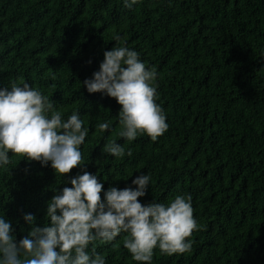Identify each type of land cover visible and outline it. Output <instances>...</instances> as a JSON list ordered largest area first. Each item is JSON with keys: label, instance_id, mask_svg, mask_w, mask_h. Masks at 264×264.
Listing matches in <instances>:
<instances>
[{"label": "trees", "instance_id": "obj_1", "mask_svg": "<svg viewBox=\"0 0 264 264\" xmlns=\"http://www.w3.org/2000/svg\"><path fill=\"white\" fill-rule=\"evenodd\" d=\"M117 37L157 71L156 102L168 128L156 141L126 142L122 106L82 85ZM10 82L47 95L64 119L79 112L89 128L83 170L73 168L65 181L86 170L106 191L150 173L142 204L191 196L199 226L191 251L157 249L152 264H264V0H140L131 10L123 0H0V88ZM102 122L110 129L100 132ZM109 140L132 155L103 154ZM22 159L0 169V215L17 241L31 230L23 216L43 227L56 190L71 187L50 162ZM125 235L96 242L106 264H140Z\"/></svg>", "mask_w": 264, "mask_h": 264}, {"label": "clouds", "instance_id": "obj_2", "mask_svg": "<svg viewBox=\"0 0 264 264\" xmlns=\"http://www.w3.org/2000/svg\"><path fill=\"white\" fill-rule=\"evenodd\" d=\"M139 2L123 0V5L131 10ZM119 41L117 37L115 46L104 52L99 70L82 85L89 94L107 95L122 106L119 136L126 142L141 135L156 141L168 128L156 102L157 71L147 66L137 51ZM96 128L105 132L110 122L99 123ZM88 135L89 128L79 112L64 119L49 97L27 82H10L0 88V169L17 156L42 166L50 162L56 176L71 184L56 190L48 202L43 227L36 225L33 214L23 216L31 230L19 241L12 222L0 215V264H106L95 244L111 243L121 233L126 234L124 247L140 264H152L157 249L164 256L191 251L190 237L199 228L191 196L177 195L167 204L155 200L142 204L139 198L146 196L151 186L150 173L137 176L132 186L106 191L99 175L86 170L70 181L64 180L73 168L80 166L83 170L81 146ZM102 153L117 159L132 155L114 140L104 144ZM35 196L38 204L41 195Z\"/></svg>", "mask_w": 264, "mask_h": 264}]
</instances>
